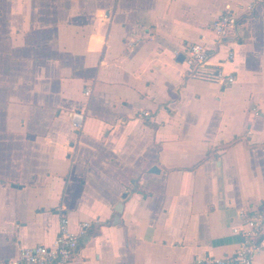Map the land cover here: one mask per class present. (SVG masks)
I'll list each match as a JSON object with an SVG mask.
<instances>
[{
	"label": "crops",
	"instance_id": "obj_1",
	"mask_svg": "<svg viewBox=\"0 0 264 264\" xmlns=\"http://www.w3.org/2000/svg\"><path fill=\"white\" fill-rule=\"evenodd\" d=\"M196 42L231 84L189 72ZM259 204L264 0H0V262L63 216L68 264H190L231 254Z\"/></svg>",
	"mask_w": 264,
	"mask_h": 264
},
{
	"label": "built area",
	"instance_id": "obj_2",
	"mask_svg": "<svg viewBox=\"0 0 264 264\" xmlns=\"http://www.w3.org/2000/svg\"><path fill=\"white\" fill-rule=\"evenodd\" d=\"M236 23L237 17L226 10L213 22L211 31L221 41L235 34ZM183 56L186 67L195 76H202L220 86L231 84L234 81V77L225 74L222 69L209 68L207 49L203 43L190 44L184 50ZM229 57H232L231 52ZM82 118V114L73 113L72 126L78 128ZM84 227H87V224L81 226L82 229ZM82 229L80 233L84 232ZM231 229L239 237V243L231 254L221 257H195L190 264H252L258 254L264 253V204L240 210ZM77 246L78 237L68 231L67 220L62 216L58 234L51 246L38 245L23 248L17 259L0 262V264H68Z\"/></svg>",
	"mask_w": 264,
	"mask_h": 264
},
{
	"label": "water",
	"instance_id": "obj_3",
	"mask_svg": "<svg viewBox=\"0 0 264 264\" xmlns=\"http://www.w3.org/2000/svg\"><path fill=\"white\" fill-rule=\"evenodd\" d=\"M157 171H158V169L156 167H152L151 170H150L151 173H155Z\"/></svg>",
	"mask_w": 264,
	"mask_h": 264
}]
</instances>
